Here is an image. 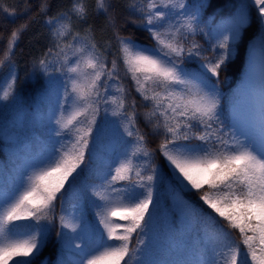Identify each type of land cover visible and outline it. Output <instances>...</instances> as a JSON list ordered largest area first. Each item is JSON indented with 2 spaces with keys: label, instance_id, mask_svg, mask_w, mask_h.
Listing matches in <instances>:
<instances>
[{
  "label": "snow or ice",
  "instance_id": "snow-or-ice-1",
  "mask_svg": "<svg viewBox=\"0 0 264 264\" xmlns=\"http://www.w3.org/2000/svg\"><path fill=\"white\" fill-rule=\"evenodd\" d=\"M252 4L258 10L264 48V0H252ZM47 7V0H42L41 12ZM128 7L140 14L139 25L157 47H142L120 35L112 0H96L95 11L104 13L118 46L110 67L111 44L101 51L90 27L83 35L74 31L69 13L46 21L52 28L54 46L34 60L33 69L47 74L57 65L55 71L67 76L70 87H65L55 119L56 136L67 140L27 164L21 182L11 193L0 195V264H32V257L40 252L55 219L57 200L92 163L101 106L105 113L110 108L111 115L119 119L120 140L126 147L114 161L115 167L109 165V171L98 177L101 182L92 187L101 237L77 264H140L137 253L145 241L139 237L148 233L154 188L158 180L163 182L158 166L152 163L157 151L169 168L176 191L195 190L199 201L211 210L206 213L178 196L190 213L211 225L208 240L216 249L215 258L200 264H264V63L258 119L247 129L240 127L235 115L230 124L221 119L219 89L213 83L251 23V5L248 0H238L226 25L211 34L215 40L212 56L205 55L208 50L195 39L189 41L204 32L200 23L206 0L192 4L188 0H132ZM71 12L81 21L88 16L83 0H74ZM24 28L26 25L12 31L0 66L12 62ZM194 58L200 61L198 68H187L186 61ZM118 61L142 99L151 102L150 111L143 115L153 134L163 133L157 149L147 147L146 135L137 124L135 101L133 111H127L124 85L113 84L119 81ZM15 81L12 75L0 89V100L14 95ZM141 160L143 164L137 163ZM146 171L149 174L144 175ZM79 219L61 215L57 236L69 235L63 229L76 233L81 228ZM230 230L238 232L239 240ZM133 234L136 247L131 246Z\"/></svg>",
  "mask_w": 264,
  "mask_h": 264
},
{
  "label": "trees",
  "instance_id": "trees-1",
  "mask_svg": "<svg viewBox=\"0 0 264 264\" xmlns=\"http://www.w3.org/2000/svg\"><path fill=\"white\" fill-rule=\"evenodd\" d=\"M21 1L13 7L0 3V59L4 57L12 31L26 25L19 34L11 56L12 62H5L0 66V82L6 76L16 77L14 95L6 101L0 100V195L11 193L21 182L22 176L26 174L27 164L40 159L67 140V137L56 136L57 127L47 117L51 103L45 95L50 92L51 84L48 75L39 69H33V62L42 57L49 47L54 46L52 28L46 23L47 19L57 17L60 13H72L74 0H47L46 12L40 10L42 0ZM131 2L132 0H112L120 35L130 37L137 45L152 47L155 41L150 33L139 25L141 16L128 7ZM248 2L251 5L249 9L251 23L244 30L231 58L222 66L219 80L213 78V83H216L219 89L220 114L225 124H230L231 107L239 98L250 53L254 47L261 46L258 10L252 4V0ZM237 3L238 0H206V7L201 11L200 23L204 32L194 38L189 37V41L195 39L208 50L205 55H214L211 45L215 40L211 34L227 23ZM86 7L88 9L86 20L77 19L74 25L85 32L90 27L93 38L100 41V46L106 47L111 44L108 52L110 67L111 60L116 58L118 47L114 30L107 23L104 13L97 14L95 11L96 0H90ZM6 8L10 11H5ZM199 63L200 61L194 58L186 61L185 66L196 69ZM117 75L119 81L113 83H120L125 87L126 110L133 111L131 103L135 101L137 124L146 135L147 147L157 149L163 139V133L161 131L160 134H153L152 125L145 121L143 115L150 111L151 102L144 101L136 91V85L130 75H126L122 61H118ZM97 120L98 129L94 135L95 152L92 163L77 177L75 186L68 187L67 192L57 200L55 219L40 252L32 257V264H60L61 260L70 262L68 252L71 250L64 246L65 237L57 236L61 231L59 217L61 215L66 217L72 206L80 203L84 205L87 214L92 215L91 205L94 197L91 195V185L101 182L98 177L106 173L111 165L110 154L102 156V146L109 140L105 132L106 118L103 106ZM191 142L198 143L195 140ZM152 163L158 166L159 176L163 177V182L158 180L154 188L148 233L139 237L145 241V244L139 246L142 251L137 253L140 264H200L201 261H208V256L215 252L213 244L208 240L211 225L192 213L189 217L183 215L176 202V195L182 196L183 200L197 208H203L206 213L211 210L199 201L195 190L191 193L176 191L161 153L158 151L155 153ZM147 174L149 172H144V175ZM216 219L218 224L222 223L219 217ZM63 231L65 232V229ZM230 231L232 237L239 240L238 232ZM133 235L131 246L136 247V234ZM94 241L92 240V243ZM129 264L135 262L130 261Z\"/></svg>",
  "mask_w": 264,
  "mask_h": 264
},
{
  "label": "rangeland",
  "instance_id": "rangeland-1",
  "mask_svg": "<svg viewBox=\"0 0 264 264\" xmlns=\"http://www.w3.org/2000/svg\"><path fill=\"white\" fill-rule=\"evenodd\" d=\"M90 0H83L85 6ZM22 2L21 0H0V3L3 6L13 7L16 6L17 3ZM197 0H188L189 4L196 3ZM72 16L70 23L73 26L74 31L80 32L82 35L85 31H82L78 27L74 25V22L77 20L76 16L73 13H69ZM226 24H223L220 29H222ZM68 40H71V34L67 37ZM97 47L104 50V46H100L98 40L94 39ZM155 41V40H154ZM102 42V41H101ZM103 43V42H102ZM140 46V45H139ZM144 47V46H142ZM157 47L156 41L154 46L146 47L149 49H154ZM262 63H264V48L262 46H258L252 49L249 58V64L247 67V71L245 74L244 82L240 91L239 98L234 103L230 111V123L232 122L233 116L235 115L239 121V125L242 128H249L253 121L258 119L259 115V102H260V72ZM54 65L52 69L46 74L48 75L49 83L51 84L50 92L45 95V98L51 103L50 112L47 115L50 122L55 124L56 116L58 115V106L63 102V96L65 92V87L70 85L68 84L67 76L62 74L61 72L55 71ZM12 76V75H11ZM10 76H6V78L0 82V89L5 87L7 83L10 81ZM117 84L116 82L113 83ZM109 94H115L114 91H110ZM2 95V92H0ZM71 101H69L70 103ZM105 132L108 136V141L102 146V156H106L107 153L110 154L111 166L115 167L114 161H116L119 154L125 150L126 146L121 145L120 140V127H119V119L117 117H113L111 115V109L109 108V112L105 113ZM56 126V125H55ZM57 127V126H56ZM130 148V145L128 146ZM139 164H143V161H137ZM109 169L107 170V172ZM100 183V182H99ZM99 183L91 185V188L94 185H98ZM178 194L176 195V202L178 204L179 209L185 216H191L192 214L185 208L184 205L181 204L180 199L178 198ZM95 197L93 198V201ZM92 201V215L89 216L85 210L84 205L82 203L75 204L72 206L71 211L65 217L68 220H72L73 217L80 218L79 222L81 224V228L77 230L76 233H71L70 229H65V233L69 235L65 237L64 246L71 250L68 252V260H61L60 264H77L81 259H86V254L88 253L91 246L100 242L102 225H99L98 219L95 216V211L97 210L95 204ZM92 240H95L92 243ZM79 244L80 248H77L75 245ZM216 251V249H215ZM76 252V254H73ZM215 258V252L208 256V261ZM9 264H12V261H9Z\"/></svg>",
  "mask_w": 264,
  "mask_h": 264
}]
</instances>
